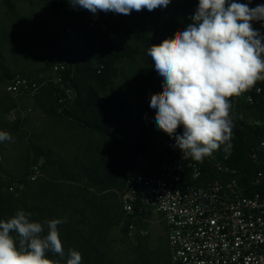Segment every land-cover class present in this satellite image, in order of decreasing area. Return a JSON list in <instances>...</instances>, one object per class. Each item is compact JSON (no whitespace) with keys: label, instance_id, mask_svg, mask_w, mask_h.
<instances>
[{"label":"trees","instance_id":"trees-1","mask_svg":"<svg viewBox=\"0 0 264 264\" xmlns=\"http://www.w3.org/2000/svg\"><path fill=\"white\" fill-rule=\"evenodd\" d=\"M2 1L10 5V0ZM42 1L59 18L65 31L80 36V42L73 49H56L61 56L67 57L68 66L62 71L63 83L75 96L69 98L59 85L52 83L44 87L40 95L48 96L52 114L88 136H99L119 146L127 154V161L121 165L106 157L91 160L81 155L65 160L33 146L35 162L44 160L45 176L34 182L20 183L23 189L19 195L4 188L0 194V220L7 221L20 210L31 213L30 219L35 222L66 218V223L58 225L64 257L52 252H46L45 257L66 264L68 250L73 249L81 253L82 264H109V251L116 244L109 239L112 227L124 224L123 233L127 235L129 218L141 219L138 212L126 215L120 202V192L135 165L137 154L151 155L152 163L158 170L170 155L180 149L174 146L175 140L168 134L141 121L131 122L139 132L137 139L121 137L113 132L105 114L100 112V94L115 92V83L120 77V62L147 54L152 45L174 37L192 23L191 17L199 0H171L167 8L133 10L129 15L101 11L104 16L102 29L90 28L88 14L80 8L71 7L68 0ZM238 2L248 3V0ZM258 4H264V0H251L249 7L254 8ZM253 28L264 34L261 22H253ZM0 69L6 70L1 61ZM5 73L9 80L14 77ZM257 89L261 92L258 93ZM40 95L36 98L40 99ZM242 97L255 103L263 102L264 80H258L240 96L229 98L232 104L230 117L234 125L231 153L226 155L223 145L213 153L218 161L235 170L240 182L246 185L256 170L250 156L264 132V123L249 126L241 119L238 102ZM182 133L183 126H180L177 134ZM199 162L203 174L206 177L212 175V167L204 159ZM121 179L123 183L119 186ZM246 194L251 195V192ZM146 215L143 213L144 217ZM150 240L149 235L136 236L133 240L135 246L131 249L132 259L128 264H148L149 257L155 254L150 249Z\"/></svg>","mask_w":264,"mask_h":264},{"label":"clouds","instance_id":"clouds-1","mask_svg":"<svg viewBox=\"0 0 264 264\" xmlns=\"http://www.w3.org/2000/svg\"><path fill=\"white\" fill-rule=\"evenodd\" d=\"M68 3L94 15L101 11L129 15L133 10L167 8L171 0ZM250 3L199 0L192 23L147 51L163 78V91L152 94L149 104L156 112L155 125L175 140L184 159L202 161L222 145L230 155L234 125L229 98L264 80V34L253 28V22L264 27V4L251 8ZM180 126L182 135L177 134ZM11 140L9 133L0 131V142ZM30 217L20 210L7 221L0 220V264H61L45 253L64 257L58 225L66 218L35 222ZM68 257L66 264H82L80 252L69 249Z\"/></svg>","mask_w":264,"mask_h":264},{"label":"rangeland","instance_id":"rangeland-1","mask_svg":"<svg viewBox=\"0 0 264 264\" xmlns=\"http://www.w3.org/2000/svg\"><path fill=\"white\" fill-rule=\"evenodd\" d=\"M82 10L88 14L90 28H103L104 16L100 12L94 15ZM79 42L80 36L65 31L44 1L10 0V5H5L0 0V61L7 73L32 75L56 86L54 67L68 66L67 57L61 56L56 49H73ZM118 69L120 77L116 80L115 92L104 96L107 124L121 137L136 139L139 132L131 122L141 121L158 129L154 122L156 112L149 104L152 94L163 91V78L157 74L152 58L145 53L120 62ZM5 71L0 69V131L9 133L12 140L0 142V194L4 188H9L19 195L23 189L20 183L34 182L45 176L44 160L35 162L33 146L65 160L79 155L91 160L106 157L125 165L127 154L119 146L99 136L83 135L52 114L47 95H40L39 99L10 93ZM238 103L241 119L249 126L264 123V100L255 103L242 97ZM149 160L152 161L151 155ZM33 174L37 175L36 180L31 178ZM122 183L121 179L118 185ZM128 223L133 225V236L123 233L124 224L110 230L109 239L116 244L109 251V264L131 261L133 240L142 230L145 235L141 237L150 236V249L155 253L149 257L148 264H172L166 228L160 215L149 210L146 220L133 217Z\"/></svg>","mask_w":264,"mask_h":264},{"label":"built area","instance_id":"built-area-1","mask_svg":"<svg viewBox=\"0 0 264 264\" xmlns=\"http://www.w3.org/2000/svg\"><path fill=\"white\" fill-rule=\"evenodd\" d=\"M54 68L57 85L73 98L63 83L66 68ZM47 85L32 75H15L7 82L10 93L35 98ZM250 159L256 170L243 185L214 153L204 158L213 169L207 177L200 162L184 159L181 150L158 170L148 156L137 154L120 192L121 206L126 215L138 212L142 220L149 210L161 216L172 264H264V132ZM132 229L129 225L130 236Z\"/></svg>","mask_w":264,"mask_h":264},{"label":"crops","instance_id":"crops-1","mask_svg":"<svg viewBox=\"0 0 264 264\" xmlns=\"http://www.w3.org/2000/svg\"><path fill=\"white\" fill-rule=\"evenodd\" d=\"M108 92H112V91H107L106 93H102V92H101V94H100V98H101V101H102V106H101V108H100V112H102V113L105 114L106 119L108 118V114H107L106 107H105L104 96H105ZM57 118H58V117H57ZM58 119H60V118H58ZM60 120H63V119H60ZM63 121H66V120H63ZM107 122H108V120H107ZM134 122H136V121H134ZM66 123H68L70 126H72L75 130L79 131L81 134H83V135H84V134H87V133H85V132H83V131H81V130H79V129H76V127H75L73 124L69 123L68 121H66ZM138 137H139V134H138ZM138 137H137V138H138ZM137 138H136V139H137ZM128 139H130V138H128Z\"/></svg>","mask_w":264,"mask_h":264}]
</instances>
